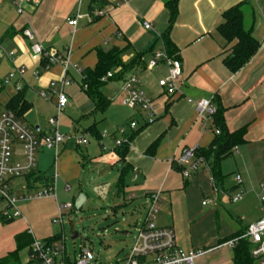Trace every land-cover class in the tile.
Wrapping results in <instances>:
<instances>
[{
	"label": "crops",
	"instance_id": "crops-1",
	"mask_svg": "<svg viewBox=\"0 0 264 264\" xmlns=\"http://www.w3.org/2000/svg\"><path fill=\"white\" fill-rule=\"evenodd\" d=\"M243 1L248 2L243 8L244 26L252 30L259 48L245 66L231 72L224 64L230 46L217 27L223 12ZM77 14L80 18L73 27L68 19ZM145 22L151 24L150 29L144 28ZM25 29L34 33L37 42L57 51L61 61L49 69L33 61L32 42L24 35ZM9 30L13 34L5 36ZM167 34L182 64L174 92L159 86L168 75L163 63L148 69L155 52H167ZM113 47L123 50L124 63L135 61L126 76L136 75L139 88L153 101L157 114L153 123L144 124L145 113L121 103L118 87L123 80L104 87V94L109 99L113 96L114 101L110 99L102 114H93L94 103L81 86V92L73 88L76 82L81 84L83 70L96 67L98 50ZM65 58H69L68 77L73 81L66 93L72 95L67 93L74 111L71 117L61 115L60 130L62 123L71 134L83 130L88 144L79 146L69 137L60 144L57 155L45 149L38 154L37 169L54 177L56 195L20 202L19 218L7 221L0 214V262L10 256L13 261L9 264L30 262L29 248L18 250L16 236L20 233L31 230L33 239L44 241L60 234V229L64 232V224L54 223L59 217L58 207L83 196L84 179L90 173L88 184L93 180L107 199L114 194L115 206L127 212L128 227L135 234L146 221L151 194L159 192L154 221L174 230L178 247L204 251L194 264H234V250L226 243L264 217V0H178L172 27L165 0H0V93L13 91L5 106L8 108L19 93L16 84H21L30 109L22 115L14 112L24 123L29 114L36 115L34 128L40 133L48 128L39 124V113L46 106L56 108L57 102L56 96L46 92L45 97L42 92L64 76ZM19 67L25 68L24 78L8 81V74ZM38 69L41 74L36 78ZM204 99L224 109L230 131L246 130L245 141L222 160L223 177L217 184L204 162L190 176L173 166L183 150L207 148L215 138L212 115L200 114L196 106ZM34 107L37 114L31 112ZM133 119L139 126L121 159L115 150L120 135L115 131ZM95 124L101 138L89 131ZM46 159L53 161L54 172L46 170ZM126 166L130 170L120 184ZM114 171L117 176L112 181ZM237 174L240 184L235 180ZM19 182L24 193L26 181L23 185ZM237 194H242V199L232 201ZM205 200L210 203L204 205Z\"/></svg>",
	"mask_w": 264,
	"mask_h": 264
},
{
	"label": "built area",
	"instance_id": "built-area-1",
	"mask_svg": "<svg viewBox=\"0 0 264 264\" xmlns=\"http://www.w3.org/2000/svg\"><path fill=\"white\" fill-rule=\"evenodd\" d=\"M23 1L32 2L36 0H15L16 3ZM19 12H22L21 6L19 7ZM79 18L80 15L77 14L74 18H69L68 22L71 26L76 27ZM144 28L150 29L151 24L145 22ZM23 33L32 42L31 58L33 61L39 63L46 61V64L42 65L45 69H49L61 61L62 56L57 51L46 48L43 44L37 42L34 33L30 29H25ZM62 63L64 76L51 82L46 90L42 92L45 97L49 93L57 98L56 114L49 118L48 130L45 133H40L36 128L30 127L21 121L14 111L0 105V205L5 203V209L0 211V214L6 220L22 216L19 208L15 206L18 200H34L56 195L55 184L48 188L35 190L32 194L29 193L27 184H25L26 192L19 194L18 189L20 186L17 181L37 170L38 154L42 150H54L57 155L60 144L69 138L60 130V118L70 101L66 88L73 81L68 77L69 58H65ZM160 63L167 67L168 75L159 81V86L169 92L176 91L182 72L181 61L169 56L166 51H157L149 62L148 69H152ZM74 67L79 71L77 65H74ZM25 72V68L19 67L8 74L7 80L23 79ZM34 74L36 78H39L40 69L36 70ZM111 75L112 72H109L107 76L110 77ZM139 84L140 80L136 75L128 76L119 86L120 100L124 106L145 113L144 124L147 125L157 119V114L153 101L139 88ZM15 89L20 92L23 86L16 84ZM196 106L200 114L208 113L212 115L216 110L212 100H200L196 102ZM138 126L139 122L133 119L127 125L117 128L116 131L120 138L116 140V146L129 142L127 135L136 130ZM217 133H219L218 130ZM106 135L107 131L104 132V136ZM72 138L79 146L88 144L86 134L81 136L74 135ZM176 162L185 167L183 170L185 176H190L197 172L203 163L201 159L196 158L195 149L183 150ZM235 180L240 184L241 176L237 174ZM241 199L242 194L232 197L234 202ZM159 201V192L151 194L146 221L136 231L129 253L119 264H194L195 260L204 254L203 250L191 249L186 251L178 247L174 230L170 227L156 225L154 220L159 210ZM208 203H210V200L203 202L204 205ZM71 208L72 203L60 205L58 207L59 217L54 220V223L63 226V214ZM29 233H32L31 230H29ZM243 238H247L251 243V255L256 264H264V217L248 225L244 234L230 239L226 244L234 248L239 240ZM65 240L64 232L62 238L52 244H46L44 241L34 239L29 248L30 262L38 264L93 263L95 255L88 248L83 249L79 255L75 256L74 260L71 259L66 251Z\"/></svg>",
	"mask_w": 264,
	"mask_h": 264
},
{
	"label": "trees",
	"instance_id": "trees-1",
	"mask_svg": "<svg viewBox=\"0 0 264 264\" xmlns=\"http://www.w3.org/2000/svg\"><path fill=\"white\" fill-rule=\"evenodd\" d=\"M247 3V1H243L225 10L222 14L223 21L217 27L218 33L225 40L226 44L230 46V51L224 60V64L231 72H236L245 66L256 54L259 48V43L253 36L252 30L246 29L244 26L243 8ZM165 6L170 12V27H172L178 15V0H165ZM12 34V31L9 30L5 36H10ZM165 44L167 54L177 58L175 45L169 39L168 34L165 36ZM122 54L123 50L118 47H113L109 50L99 49L98 63L96 67L94 69H85L82 71V81L80 86L94 103L95 107L93 114L104 113L111 103L110 99L104 94V87L111 81L126 80L128 78L126 75L134 66V60L130 63H124ZM137 57L139 58L140 55ZM45 64L46 61L41 63L43 66ZM109 72H112L110 77L107 76ZM8 109L15 111L18 115H22L30 109V105L24 98L23 91H20L11 99L8 104ZM215 109V112L212 114L215 138L209 147L195 149V156L196 158L201 159L209 167L213 183L217 184L223 177L221 172L222 160L231 155L233 148L245 141L246 130L242 128L237 131H230L225 121L224 109L221 106L215 107ZM217 130L219 133H217ZM89 131L97 138H101L102 136L101 133H99L96 124L91 126ZM135 132L136 130L127 135L129 142L132 140ZM115 134H117V131H115ZM129 142H124L120 146L115 147V150L121 159H124L127 154ZM173 166L181 172L185 169L184 166H178L176 161ZM128 170H130L129 166L123 168L119 178L120 184H122L124 176ZM24 179L28 190L48 188L54 184V177L40 171L39 169L26 175ZM244 232L233 236L231 239L241 236ZM60 239L61 235L58 234L54 237L45 239L44 242L46 244H52ZM33 240L34 239L29 232L18 234L16 236L18 250L25 247L30 248ZM233 250L234 264H256V261L251 255V243L247 238L240 239ZM12 261L13 256H10L0 262V264H9Z\"/></svg>",
	"mask_w": 264,
	"mask_h": 264
},
{
	"label": "rangeland",
	"instance_id": "rangeland-1",
	"mask_svg": "<svg viewBox=\"0 0 264 264\" xmlns=\"http://www.w3.org/2000/svg\"><path fill=\"white\" fill-rule=\"evenodd\" d=\"M79 86V83L76 82L73 88L81 92ZM112 86H114V84H112ZM12 93L13 91L10 89L1 92L0 105L6 106ZM68 95L72 97L70 93H68ZM82 96L86 98L84 93H82ZM110 99L114 101L113 96H111ZM76 102L78 103V100ZM72 107L73 109L71 110ZM55 110L56 108L46 106L44 111L39 113L42 119L39 124L43 125V127L47 126L48 128V120L52 115L56 114ZM35 111L37 114L38 111L34 107L31 112L35 113ZM73 111L74 106L73 101H71L70 106L68 105L63 112V116L67 115V117H71ZM35 116L36 115L33 117L32 114H29L26 117L25 122L30 127H35L37 125L35 122ZM61 132L67 137H72L74 135L71 134L69 128L64 127L63 123L61 124ZM82 132L83 130L77 135L81 136ZM46 161V170L54 172L55 165L53 161L49 159H46ZM88 174L90 173H87V175ZM87 175L85 176L83 184L84 187H86L85 189L83 188V196L73 201L72 208L63 214L66 251L70 258L74 260L75 256L79 255L83 249L88 248L93 251L95 255L92 264H119L131 249L135 231L130 230V227H128L127 221L129 220V216L127 212L118 210L117 206H115L114 194L112 193L108 199L103 197V195L100 194L97 185H94L93 180L91 184H88ZM116 176L117 171H114L112 181ZM19 183L23 185L25 180L20 179ZM22 187L23 186L18 189L19 194L23 193ZM113 190H115V188H113ZM28 191L30 194L35 192V190ZM22 201L24 200H18L15 206L18 207ZM4 209L5 203H2L0 205V211H3ZM127 230L129 232H127ZM62 234L63 232L60 229L61 238ZM75 234H78L76 238H74ZM24 264L36 263L25 262Z\"/></svg>",
	"mask_w": 264,
	"mask_h": 264
},
{
	"label": "water",
	"instance_id": "water-1",
	"mask_svg": "<svg viewBox=\"0 0 264 264\" xmlns=\"http://www.w3.org/2000/svg\"><path fill=\"white\" fill-rule=\"evenodd\" d=\"M78 236V234H75L74 238H76Z\"/></svg>",
	"mask_w": 264,
	"mask_h": 264
}]
</instances>
